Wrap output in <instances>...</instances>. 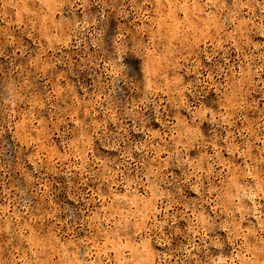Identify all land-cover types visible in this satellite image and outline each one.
<instances>
[{
	"label": "rangeland",
	"instance_id": "rangeland-1",
	"mask_svg": "<svg viewBox=\"0 0 264 264\" xmlns=\"http://www.w3.org/2000/svg\"><path fill=\"white\" fill-rule=\"evenodd\" d=\"M0 264H264V0H0Z\"/></svg>",
	"mask_w": 264,
	"mask_h": 264
}]
</instances>
